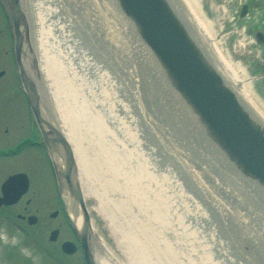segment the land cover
Wrapping results in <instances>:
<instances>
[{
	"label": "rangeland",
	"instance_id": "374dc122",
	"mask_svg": "<svg viewBox=\"0 0 264 264\" xmlns=\"http://www.w3.org/2000/svg\"><path fill=\"white\" fill-rule=\"evenodd\" d=\"M196 3L199 10L203 13V17L209 23L210 28V39L204 32H201L204 44H206L208 49H211L213 56L217 58V60L218 57H220L217 54L218 52L221 56H224L223 54L225 53L233 64L240 65L247 74L248 79L254 82L251 88L254 97L264 107V45L256 40L257 33L264 34V0H196ZM245 4L249 5V13L245 18H240L242 6ZM100 26L103 27V30H106V32L109 29H114L112 22L109 21L108 18L106 21H103V23H100ZM79 34L76 33L78 43H76L75 46L79 44L85 49L87 46L85 38ZM66 35L68 34L66 33ZM115 39H117V37ZM6 41L7 37L4 34H0V44L4 46ZM25 44L27 48L28 42H25ZM214 44L218 47V52ZM238 44H242L244 48H238ZM76 50L79 51V48L77 47ZM117 53L118 52L113 53L115 59V64L113 65L115 66L116 73L122 72L124 68L125 76L131 79L130 61L127 57H124L123 61L122 59L118 60L119 55ZM78 59H82V57H78ZM96 61L99 62V60ZM226 69L227 68L223 71L225 75L230 77L231 75ZM107 71L110 75L112 74L109 67ZM13 76V80L16 81L14 72ZM121 79L123 78L121 77ZM231 79H235L233 75ZM129 83L131 84V82ZM131 85L133 87H135V85L137 86V84L134 85L133 83ZM44 86L40 84L45 96H47V109L45 110L53 119L58 120L59 118L57 115L60 112H58L56 105L55 110L57 113L53 111L54 106L52 107L50 102L51 95L48 97L49 91ZM121 87H124V85ZM136 88H138V86ZM17 90L18 85L14 82L15 94ZM138 92V103L128 92L124 93L121 90L114 92L116 95V105H121L120 108L125 109V111H123L125 114L128 113L129 116H134L136 121L131 122L122 118L116 109L117 107L111 102L109 103V107L107 106L105 108L106 111H102L99 105L95 104V101L99 100L98 97H94V104L96 105L93 107L94 111L97 115L99 114L98 118L100 117L102 122L107 125L104 133L107 142L103 143V151L108 148V144H106L108 141L109 144H112L110 143L111 141L120 140L118 141L119 145L116 144V141H114V145L118 146V150L121 152L123 151L130 154V156L126 154V158H123V160L116 159V161L114 160L111 162L109 151L105 156H100L98 152L95 153V157H93V161L90 164V166L92 165L90 171H94L95 175H97L94 178L95 182L92 187L98 186L96 189L99 191L92 189L89 181L88 186L84 184L82 187L83 193L85 194V206H87V211L92 220L90 245L93 246L101 262L108 261V264H145L146 259L149 257L146 255L147 247L148 245L152 246V243H156L157 246L165 247L169 246L171 244L170 240H172V244L175 243L176 246H179L177 243H180V246H182L184 243L183 241L187 239L186 234L194 232V229L193 226L187 229L184 223L182 226L179 225L184 221L188 222L189 219H192V222L195 223L201 222L199 218H202V216L195 212V207H193L190 200L187 201L189 207L188 215L190 218L183 221L178 219L179 217H175L177 215L175 210L179 204L177 198L174 202L173 200L170 202V209L166 207L161 210L162 212H160V210L155 211V207L152 206V201L154 199L153 192L150 190L152 194L148 195L146 189L140 191L142 194H138L139 197L142 195L140 197V203L143 204L141 208H136L138 203L136 206H133L134 208H132V210L127 211V209L124 210L122 208L121 214H117L114 209L115 205H117L118 210H121V206L124 202L119 196H121L123 192H125V196L129 195L127 189L132 190L130 186L135 182H137V185L139 182L142 184H150V180L152 179L153 182H151V185L153 191L159 190L164 193L165 189V191L167 190V194H164L171 197L174 193L173 187H176L171 182L172 175L170 172H172V174L176 173L184 182V185L193 182L188 175V155L186 151L184 152L181 144H177L173 139H166L164 137L165 135L162 134L165 132V129L160 124L168 125L167 122H169V120H165L164 118H168V114L163 110L162 105L158 106V110L153 104L147 101L149 96L146 91ZM97 93L98 91H96V94ZM40 97L43 101L41 94ZM15 98L13 104L10 105L7 110H0V120H6L11 125L10 136L5 137L3 136V132L0 131V148H5V150L0 151V183H3L8 175L22 170L27 173L29 177L30 189L17 205L7 209H0V264H84V253L80 248H78L77 253L73 256H66L61 252V245L63 242L71 241L77 244V241L74 232V223L69 213V207L62 196L60 186L58 185L59 188L57 187L54 172L45 151L30 146L28 147V151L26 150L27 152L17 157H2L4 154L8 156L10 152L11 155L13 154L11 151L13 147L9 149L6 148L7 146L14 145L11 144L10 141L15 142L20 140L21 135L26 134L29 136L31 139L29 145H31L32 142H36V136H33L35 124L31 117V113L22 105L21 97H19L18 100ZM50 110L53 111L54 114ZM110 114L112 116L116 115L118 119H123V121L125 119L124 125H122L123 122L119 125H115L116 121L114 123L113 118L109 117L111 116ZM141 114H144V116L141 117ZM92 118L96 121L94 115ZM122 137H126L130 140V143L128 144L126 141H123ZM81 138L83 139V137ZM111 138H113V140H111ZM113 148L116 149V147ZM112 164H116V166L114 165L115 168L112 167ZM201 172H203V170ZM98 173L100 177L101 174L104 173L101 180H99L100 177L98 178ZM83 174L85 176H83ZM83 174L81 176L82 181L87 182L85 180L86 173ZM146 176H148V178ZM126 185H128V188H126ZM171 185L173 187H171ZM133 193L136 194V192H132V195ZM173 196L176 197L174 194ZM149 208L151 209L150 211L147 210ZM219 209L220 208H218V210ZM164 210L170 212L171 221L167 220L169 215L166 216L163 214L165 212ZM54 212H58V216L53 219L51 218V214ZM154 214H157V218ZM18 215L36 216L38 218V223L35 226H29L26 221L18 219ZM196 218L197 221L194 220ZM168 222H170V224ZM224 226L227 227L223 221L222 226L218 228L220 229L219 231L225 235H223L226 240L225 242L217 237V239H215L217 244L208 243V240H211L207 236L216 233L215 231L212 232V229L207 228L208 232L205 234V239H203L207 242L205 245L209 251L207 252L210 253L208 256L220 255V260L222 259L221 253L229 255L226 253L227 248L225 249V247L227 243H229V238L231 237L230 235L228 236V232ZM237 227L242 231L243 223ZM54 230H59L60 234L57 242L51 243L49 241V236ZM134 232H139L140 236H138V239H142L141 241L145 243V245L142 244L139 246L136 251L133 249L134 240H131V236L135 235ZM166 232V237L163 238V233ZM199 232L201 233L200 230ZM171 235L174 236L173 239ZM231 235V240L237 242L238 247L241 246L244 240L240 242L241 234L237 233L238 236L234 234ZM131 244H133V246H130ZM242 248L244 250L246 249V247ZM179 251L175 252H178V255H180ZM178 255L173 257L175 258ZM164 258L168 259V264H174V258H168L167 254ZM163 260L164 259H161V261ZM175 260L176 263H183V259L179 260L175 258Z\"/></svg>",
	"mask_w": 264,
	"mask_h": 264
},
{
	"label": "bare ground",
	"instance_id": "6f19581e",
	"mask_svg": "<svg viewBox=\"0 0 264 264\" xmlns=\"http://www.w3.org/2000/svg\"><path fill=\"white\" fill-rule=\"evenodd\" d=\"M180 1L185 9L186 17L184 14L183 16L186 20L189 19L192 21L193 25L196 26L200 32H204L209 38V23L199 10L196 0ZM23 15L25 17V33H27L25 42H28L27 48L25 44L24 58L30 76L37 85L40 92L39 94H41L43 98V101L41 99V112L45 119H47L56 130H60L58 131L65 137L75 156L74 162L76 165L75 168L77 169V171L75 170V181L80 185L85 202V194L83 193L82 187L84 184L88 186V181L92 187L95 182L94 178L97 176L94 171H90L92 169V165L90 166V164L93 161V157H95V153L98 152L100 156H105L109 151L111 162L114 160L116 161V159L123 160V158H126V154L130 156L129 153L118 150L119 147L114 145V141L116 140H113V138H111L113 141L110 142L112 144H109L108 141V143H106L108 144V148L103 151V143L107 142L104 134L107 125L102 122L100 117L98 118L99 114L97 115L95 113L93 107L99 105L100 109L105 112V108L107 106L109 107V103L111 102L117 107L116 109L122 118H125L128 122L136 121L134 116H129L128 113L125 114L123 112L125 109H121V105H116L115 103L116 95L114 92H118L119 90L124 93L128 92L134 97L137 103L139 102V92L136 86L133 87L131 85L133 83L132 80L125 76L124 68L122 69L123 73H116L115 66L113 65L115 64L113 53L118 52V60L122 59V61L126 56L130 61L129 64H132V58L130 59L128 55L130 54V48L124 49L120 32L126 34V43L130 42L131 49L134 52L139 53V45L133 39L132 35L129 37V31L125 23H123L122 17L112 0H24ZM245 17L240 16V18ZM107 18L112 22L115 30L109 29L106 32V30L104 31L102 29L100 23L106 21ZM79 32L85 38L87 46L84 47L86 50L79 44L75 46V44L78 43L76 33L79 34ZM66 33L68 35H66ZM116 37L117 39H115ZM262 45H264V43ZM77 47L79 51L76 50ZM214 47H216L217 50H215L218 52L216 44H214ZM238 48L243 49L244 46L238 44ZM208 53L211 54L209 51ZM140 54L142 57V51H140ZM217 54L220 56L218 60L212 58L214 68L216 67L221 73L227 68L226 70L228 73H230L231 76L233 75L235 79H231V76L229 77L225 75V73H222L223 78L227 83L229 82L231 85L237 87L239 99L246 103L249 110L260 117L259 120L264 124V107L256 100L251 89L254 82L248 79L247 74L240 65L233 64L225 53L223 54L224 56H221L219 52ZM77 56L82 57V59H78ZM96 60H99V62ZM108 67L112 71L111 75L107 71ZM121 77L123 79H121ZM129 82H131V84ZM40 84H42V86L45 85L44 87L48 89V97L51 95L50 102L52 107L54 106L53 111H56V105L58 112H60L57 115L59 118L58 120L53 119L45 110L47 109V96H45ZM123 85L124 87H121ZM96 91H98L99 94H96ZM95 96H97L99 100L95 101ZM53 111L51 112L54 114ZM55 113H57V111ZM93 115L98 123L93 120ZM142 116H144V114H141V117ZM109 117L113 118L114 123L116 121L115 125H119L121 122H123L122 125L125 123V119L124 121L123 119H118L116 115H111ZM81 137H83L85 142ZM164 137L171 140L169 135L165 134ZM122 138L123 141H126L128 144L130 143V140L126 137ZM118 141H116L117 145H119ZM113 147H116L118 151ZM59 154L64 158H62L63 162L59 169L64 171L66 169L64 164L66 150L64 147H59ZM192 157L193 160L191 161L188 158L187 163L188 175L193 181L190 182L191 184L187 183L184 185V182L176 173L172 174V172H170L172 175L171 182L176 188L172 185L171 187H173V194L176 195V197H174L173 194L172 197L166 196L167 190L165 191V189V194L159 190L153 191L151 185L153 181L151 179L150 184H142L139 182L137 185V182H135L130 186L132 190L127 189L129 195L125 196V192H123V194L119 196L124 202L121 206V210H118V206L115 205L114 209L117 214H121L123 209H127V211L132 210V208H134L133 206H136L138 203L136 208H141L143 206V204L140 203V197L142 195L139 197L138 194H142L140 191L146 189L148 195L152 194L150 190L153 192L154 199L152 201V206L155 207V211L160 210V212H162L161 210L166 207L170 209V202L172 200L174 202L177 198L179 204L175 210V212H177L175 217H179L178 219L183 221L190 218L188 215V200H190L193 207H195V212L202 216V218H199L201 222L195 223L192 222V219H189L188 222L184 221L179 225L182 226L184 223L187 229L191 228V226H193L194 229V232L190 233L187 230L189 234H186L187 239L183 241L184 243L182 246H180V243H177L180 246V251L179 246H176L175 243L172 244V240H170V247L157 246L156 243H152V246L148 245L146 255L149 257L146 259L145 264H165V262L168 264V259H165L164 256L167 254L168 258L172 257L173 259V256L178 255V252L175 251L180 252V255L175 258L179 260L183 259L182 264H264V210L259 209L257 211L255 209L256 202H254L253 190L247 185L248 181L243 180L238 174L231 170L220 155L218 157L216 155H207L200 152L197 156L195 154V156ZM203 160L204 162H202ZM203 163H205V166ZM114 165L116 166V164H112V167L115 168ZM53 168L52 169L57 172L55 166H53ZM202 170H205V172H201ZM83 173H86L85 180L87 182L82 181L81 176ZM54 176H56L55 172ZM83 176L85 175L83 174ZM103 176L104 173L101 174V177ZM99 177L100 174L98 173V178ZM101 177L99 180H101ZM146 177L148 178V176ZM96 187L98 188V186H95L92 187V189H96ZM126 188H128V185H126ZM96 191L99 190L96 189ZM131 191L136 192V194L133 193L132 195ZM68 202L69 207L72 208L70 211L73 212V216L70 214V217L73 218L76 229H80L83 223L81 207L74 198L68 199ZM73 208H75V210ZM85 208L87 209V206H85ZM218 208L220 209L218 210ZM147 210L150 211L151 209L149 208ZM164 211L163 214L166 216L169 215L167 220L171 221L170 212ZM155 215L157 218V214H154V216ZM194 220L197 221V218ZM223 221L225 225H227V227L224 226V228H226L228 236L230 235L232 238L231 234L238 236L237 233H240V242L244 240L241 246L238 247V243L229 238V243H227L225 247V249L227 248V252L226 250L225 252L230 256L218 252L222 254V259L220 260V255L208 256L210 253H208L209 251L205 245L207 242L203 239H205V234L208 232L207 229H212L211 231H215L216 234H209L207 236L211 240H208V243L217 244L215 240L217 237L225 242V235L222 234L218 228L222 226ZM168 223L170 224V222ZM242 223L243 229L240 231L237 226L242 225ZM134 234L135 235H132V238H130L134 240L133 249L136 251L139 246L142 244L145 245V243L141 241L142 239H138V236H140L139 232H134ZM166 234L167 232L163 233V238L166 237ZM173 237L174 236H172V239ZM133 244L130 246H133ZM242 247H246V249L244 250ZM90 248L95 264H108V261L101 262L93 246ZM175 258L173 259L174 264H180L176 263ZM161 259L164 260L161 261Z\"/></svg>",
	"mask_w": 264,
	"mask_h": 264
},
{
	"label": "water",
	"instance_id": "95a60500",
	"mask_svg": "<svg viewBox=\"0 0 264 264\" xmlns=\"http://www.w3.org/2000/svg\"><path fill=\"white\" fill-rule=\"evenodd\" d=\"M10 1L15 57L20 79L57 170L55 174L62 196L68 207V199L73 198L81 207L82 227L76 229L74 220L71 219L84 250L85 262L95 264L90 251L91 218L85 208L80 185L75 181L77 169L73 153L60 130H56L43 116L40 92L25 63L27 33L24 28V0ZM112 1L129 31V37L132 35L139 45V53L134 52L130 42L126 43V34L120 32L124 49L130 48L128 55L132 58V64H129L133 75H130L131 80L134 85L137 84L138 91L147 92L149 96L147 101L150 104L157 109L162 105L168 114V118L164 117L165 120H169L166 121L168 125L160 124L165 129L162 134L169 135L173 141L181 144L191 161L192 156L195 154L197 156L200 152L222 156L231 170L248 181L247 185L253 190L255 209L264 210V124L259 120L260 117L239 99L237 87L227 83L223 78L224 71L221 73L214 68L213 59H217L211 49L204 44L200 30L192 21L186 20L182 2ZM246 12L247 7H244L241 16H245ZM257 39L261 44L264 43V36L261 33L257 34ZM59 147L66 150L64 171L59 169L63 162ZM203 165L205 166V163ZM28 188L29 181L25 175L11 177L2 187L0 206L16 204ZM70 210L72 208L69 207V213L73 216ZM57 215L55 212L51 218H56ZM28 223L35 225L37 218L30 217ZM58 235V230L53 231L50 240L56 241ZM62 249L66 254H74L77 247L71 242H66Z\"/></svg>",
	"mask_w": 264,
	"mask_h": 264
},
{
	"label": "flooded vegetation",
	"instance_id": "af4514ba",
	"mask_svg": "<svg viewBox=\"0 0 264 264\" xmlns=\"http://www.w3.org/2000/svg\"><path fill=\"white\" fill-rule=\"evenodd\" d=\"M10 0H0V34H4L7 37L6 46L0 44V110H7L10 105L13 104L14 98L18 100L19 97L22 99V105H24L29 111V103L26 94L21 88L20 80L17 72V67L14 57V41H13V20L11 14V3ZM247 8L249 5L247 4ZM13 72L16 76V81L13 80ZM14 82L18 85L17 93H14ZM11 125L5 120H0V131L3 132V136H10ZM36 136V142H32L28 135H21V139L15 142L10 141L12 146H7L6 149L13 147L8 156L2 157H17L28 151V147H36V149H42V136L35 125L34 135ZM5 150V148H0V151ZM27 150V151H26ZM16 173H23L22 170ZM15 173V174H16Z\"/></svg>",
	"mask_w": 264,
	"mask_h": 264
}]
</instances>
